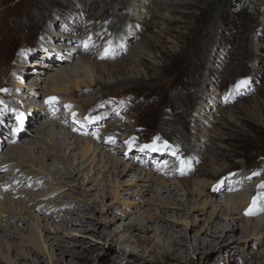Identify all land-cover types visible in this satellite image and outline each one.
Segmentation results:
<instances>
[{
    "label": "rangeland",
    "instance_id": "rangeland-1",
    "mask_svg": "<svg viewBox=\"0 0 264 264\" xmlns=\"http://www.w3.org/2000/svg\"><path fill=\"white\" fill-rule=\"evenodd\" d=\"M139 1L130 0L129 13L134 20L127 22L123 35L121 34L122 37L125 36L124 40H121L122 55L115 57L116 52L111 51L113 55L110 58H102L100 57L102 49L119 37H115V32L108 29L110 23L109 18L103 15L105 6L103 0H0V134L8 138L11 135L10 129L13 127L8 126L6 122L8 119H5L8 115L6 114L8 106L11 108L9 115L16 114L20 120H23L27 112V116L34 118V112L30 109L40 110L34 104H41L39 101L44 99L46 91H51V85L46 82L47 63L44 66L41 64L44 60H50L45 54V49L51 51L53 56H62L61 51L77 50V54H80L75 57L73 62L75 65L72 64L73 66L70 65V67L73 74L79 75L83 71L84 74L79 76L83 80L89 78L97 80L98 77L102 81L108 79L109 82H113L111 76L109 78L108 75L106 76V73L110 71H118L113 75L118 80L133 77L132 82L110 85L109 89H103L96 81L93 85L95 96H104V100L98 103L97 108L108 109L111 116H121L123 109L131 115L130 118L126 116L123 119L127 122L129 129L124 128L125 126L122 128L127 130L124 137H127L128 142L137 149L132 151L130 147L114 146L112 143L106 144V148L109 147L111 150L118 147L115 155L118 159L137 163L138 150L143 145L152 144L154 138L159 137L156 143L163 148L164 142L168 145L171 141L184 145L183 140L178 138L180 135L186 136L188 145L185 152H181L174 145L166 150L172 149L173 156L167 166L175 172L168 176L167 183L188 209L187 212L179 210L181 214L173 211L166 220L177 224V231H171L176 239L184 241L186 235L193 237L196 234L204 239H214L211 242L212 248H206L204 253L199 255L192 253L190 258L179 255L163 264H264L262 235H251L245 238L241 230V227L246 224L245 218L264 219V187H261L264 185V0H145L142 6ZM53 21H55L54 25L46 28L48 23ZM146 22L151 26L147 30L144 29ZM129 33H133L132 37H127ZM94 36H102L104 39L99 42L94 39ZM79 45L81 48L91 50L90 60L98 62L103 60L101 61L104 63L103 74L92 69L91 64L81 65L78 59L80 55L87 52L80 51ZM122 58H126L125 63H114ZM63 60L58 59L57 62ZM34 61H37L39 67ZM54 63L50 62L51 65ZM9 64L11 69L7 68L8 74L4 75L5 68ZM76 64L79 68L74 67L77 66ZM123 64L126 67L119 73L120 70L116 68ZM14 68H21V72L13 79ZM39 69L44 70V74L43 72L39 75L34 74ZM51 71L49 73H53ZM22 73H26L24 77ZM35 75L44 79L38 86L40 95L38 97L35 93L36 101L32 100L31 106L29 103L30 107L27 108L29 111L27 109L24 110L26 112L21 111L19 101L11 99L10 96L16 93L21 94V97L24 96L26 87H18V80L22 81L23 86L29 85L34 82L31 81L32 79L37 78L34 77ZM66 76V81L69 80L67 84L60 81L61 79L55 80L54 83L58 88L72 83L73 76L68 74ZM241 81L246 83L240 84ZM15 90L16 92H12ZM5 93L9 94V97L2 96V94L6 95ZM65 95L67 94L61 91L55 92V96L60 98ZM256 102H260L259 111L253 109ZM69 103L75 105V107L69 106L70 111L74 109L78 112L82 111L80 114L94 113L96 108L84 107L70 99ZM69 112L63 118H67L72 123ZM182 117L185 118L186 124H183ZM74 119L81 122L78 117ZM27 120L30 121L29 118ZM77 121H73L72 125L75 126ZM165 121L169 123L164 124ZM58 124L61 126L60 123ZM186 126L189 128L187 132L184 131ZM2 128L3 131H1ZM119 131L117 129L115 134ZM171 131L175 132L177 138L170 135ZM92 134L90 133L89 136ZM81 137H87V135ZM89 139L92 140V138ZM106 139L102 138L101 141ZM121 139L122 137H119V140L115 142ZM101 141L91 143L93 147H97L98 151L89 153L85 161L81 157L77 158L78 162L82 161L85 164L81 179L64 180L69 189L74 185L77 186L78 193H71V189L66 190L67 194L71 193L75 198L82 197L83 184L88 188L98 187V190L95 189L92 192L93 200L95 196L96 198L98 196L100 204L97 203L98 207L89 208V202L84 201L81 206L83 210L81 208L78 210L77 207L57 209L62 212L64 210L74 212L68 223L73 219L81 218L88 221L81 226L75 223L74 225L64 224L63 226L68 229L74 227L77 229L69 230L64 234L59 233V237L64 241L58 248L51 245L54 242L52 239L42 238L50 234L43 229L45 221H41L42 211L38 210V206L32 208L31 202H28L29 197L33 195L41 194L47 198L51 192L44 193L42 188H33L36 185L22 186L20 185L22 183H19L20 180L7 182L9 179L4 177L5 174L2 175L0 209L12 211L15 217H7V213H3L0 223L8 224L18 217L20 220L30 217L31 221H28V225L38 240L42 241H40L42 249L38 256L30 253L19 257L15 251L21 247V244L27 251L34 249L33 245H24L29 239V236H26L29 234L28 226L24 227L26 228L24 233L18 234L22 237L16 235L11 239L8 237L3 239V242L11 243L14 248H17L14 249L15 251L12 249L8 252L3 251L5 256L9 253L7 256L11 261L16 259L17 262L26 264L27 262L28 264H152L155 258H160L158 255L149 253H146L142 261L135 259L136 253L121 259L114 257L116 248L114 249L112 242L102 240L92 233L90 228L95 225H91L90 222L104 224L105 222L101 220L106 221L111 215L108 213L106 216L103 212L115 210L118 213L133 209L126 208L127 204L134 206L133 211L143 212L146 218L154 216L156 207L151 204V194H137L139 188L136 186V180L138 176L145 174L147 179L149 172L151 175L153 172L155 176L161 175L157 173L160 172L158 166L166 164L170 154L163 150L153 151L152 161L150 165L145 166V169L138 164L140 167L137 166L130 175L116 177L110 171L104 172L108 166L102 160L106 148L102 149L97 145ZM3 143L4 140L0 139V146L6 145ZM77 149L76 155L81 156V146ZM63 154L66 155V153ZM108 154L114 156L115 151H109ZM93 155L96 156V160L93 165L91 164L93 166L91 168L89 163ZM34 156L40 157V154ZM162 156L167 158L162 159ZM146 158H139V160L145 161L148 159ZM160 158L162 160L159 162ZM66 163L71 165L72 161L69 160ZM29 164L16 162L13 169L16 170L15 173L29 171L31 174L33 172L38 175V171ZM103 164L105 168L102 169L100 166ZM124 169V167L120 168V170ZM224 169L222 175L215 176L216 180L212 179L213 170L217 172ZM141 170L145 171V174L137 176L136 171ZM2 171L3 168L0 173ZM208 171L211 174H206ZM239 176H244V180L239 185H233ZM90 178L92 180L87 181ZM53 181L52 187L57 190L60 181L58 179ZM224 181L228 182L226 186H229H225L223 192L216 194L223 188ZM153 186L154 192H159L161 185L155 182ZM26 191L29 192L28 197L21 195ZM257 195L262 196L257 205L255 204L252 215H247L243 219L240 218L242 216L239 210L229 211L234 203L241 207L246 199L250 202V199ZM52 199L57 200V197ZM64 199L66 201V198ZM146 200L147 204L144 205ZM23 206H26L27 210H21ZM215 207L225 209L221 223L226 227L224 232L228 237L223 241L220 240L221 234L219 237H213L205 233V221L209 219ZM216 213L221 215L218 211ZM124 223L126 222H119L113 229L121 230ZM230 228L233 229L230 230ZM152 235L153 233H149V236ZM131 247L140 253L135 245ZM73 256H76L78 260L72 258ZM57 259L59 261H56Z\"/></svg>",
    "mask_w": 264,
    "mask_h": 264
},
{
    "label": "bare ground",
    "instance_id": "bare-ground-1",
    "mask_svg": "<svg viewBox=\"0 0 264 264\" xmlns=\"http://www.w3.org/2000/svg\"><path fill=\"white\" fill-rule=\"evenodd\" d=\"M103 1L105 5L103 15L109 18V23H110L108 24L109 26L108 29L115 32V37H118V36L119 37L118 39H114V41H112V43L109 46H105L104 49H102L103 51H101L100 57L110 58L113 55V54L111 55V51L116 52V55H115L116 57L117 55H122L123 48H122L121 40H124V37H125V36L122 37L123 35L122 32L124 30V27L129 20H134V18L129 13L131 3H130V0H103ZM143 1L145 0L139 1L141 6H142ZM160 7L162 8V6ZM54 23L55 21L51 23L49 22L46 28L49 27V25L51 26L54 25ZM149 26L150 24L146 22V24L144 25V29L146 30L149 29ZM132 35L133 33H129L127 37H132ZM101 37L94 36V39L96 41L101 42L104 39L103 37L102 38ZM44 46H47V45L44 44ZM78 49L82 52H85V53L87 52L86 54L81 53L82 55H80L78 59L81 65L86 64V63L89 65L91 64L92 66L91 68L94 69L97 73H102V74L104 73L103 72L104 69H102V66H104V63L101 62L103 60L99 62L90 60L89 57L92 52L89 48H85V47L81 48V46L79 45ZM61 52H62V56H53L51 51H48L47 49H45V54L47 58H49L50 60H47V61L44 60L45 63L42 62L41 64L44 66L47 63L48 67L46 66V69H48V71H46L47 74L45 73L47 75L46 82L48 85H51V91L50 92L46 91L44 99L42 101L40 99L39 101L41 102V104H37V105L34 104L40 110L34 111L33 108L30 109V111L34 112V116H35L34 118L32 116H27V112L24 110H26L31 105H33V103H31L32 100L36 101V97L34 96L35 93H36V96L39 97L40 93L38 92V89L40 87L38 86L43 82L44 79L40 78L41 76L35 75L34 77H37V78H35V80L33 79L31 80L34 82H32L29 85L24 84V86L22 85L23 84L22 81L17 79L18 87H23V88L26 87V90L23 92L24 96L21 97V94L18 95V93H16L15 95L12 94V96L10 97L11 99H17V101H19V106H20L21 111L23 110L24 112H26V114L24 115V119H23L24 121L20 120L16 114L13 116L9 115L11 113V108H9L8 106L7 112H6V114L8 115L6 116L7 118L5 119H8L6 121L8 123V126L12 125L13 128L10 129L11 135L9 136V138L7 136L3 137L2 133L0 134V139L4 140V143L6 144L5 146L3 145L5 148L3 146H0V170L3 168L2 173H0L1 174L0 178L2 179L3 177L2 175L5 174L4 177L6 179H9L7 180V182H13L14 180H18V181L20 180L19 183H22L20 184L22 186L36 185V186H33V188L35 187H36L35 189L42 188V190L45 191L44 193L51 192L50 196H48L47 198H45L41 194H39L38 196L33 195L32 197H29L28 202L29 201L31 202L32 208H35L36 206H38V210L42 211L43 215H42L41 221H45V226H43V229L44 231L50 233V234H46L42 238L44 239L48 238V240L52 239L54 242L51 243V245L56 246L57 248L61 246L62 242L64 241L59 237V233L64 234L65 232H69V230L77 229L76 227L68 229L65 226H63L64 224L67 225V223L70 221L69 218L71 214L74 212H72L71 210H64L62 212V211H58L57 209L65 208V207L66 208L77 207L79 210V208H81L82 206V202L84 201L89 202V206H88L89 208H93V207L95 208V206L98 207L100 204L98 201V196L97 198L95 196V199L93 200V192H92V190H95V189L98 190V187L88 188L85 184H83L84 193L82 197L75 198V196H72L71 193H75V192L78 193L76 190L77 186L76 185L72 186L70 190L69 186H67L64 183V180L68 178L74 179V181H77V179H81V176L83 175L82 172L85 169V164H83L82 161L78 162L77 158L81 157L85 161L89 153H93V152L95 153V151H98L96 149L97 147H93L91 143L93 141L94 142L101 141L102 138H105V139L107 138L106 141L102 140L101 141L102 143L101 142L97 143V145L100 146L102 149L103 148L105 149L107 146L106 144H110V143L114 144V146L119 145L123 147L127 146V148L130 147L132 151L137 149L132 146L131 142H128L127 137H124V133H126L127 130L122 128L125 126L124 128L129 129L127 122L123 120L124 118H126V116H129V118L131 117V115H129V112L123 109L121 112V116L119 115L111 116L109 114L110 111L108 109L106 110L103 108H97L98 103L104 100V96L97 97L95 96L96 92L93 91L94 90L93 85L95 81L99 82L103 89H109L114 84L132 82L134 78L129 76V77L121 78V80H118L113 77V75L117 74L116 72L118 71L116 72L110 71L109 73H106V76L108 75V78L111 76L110 78L113 79L111 80L113 82H109L110 80L108 81V79L107 81L105 80L102 81L98 77H97V80L92 79V78L83 80L79 77L80 75L84 74L83 71H81L79 75L77 73L73 74L71 72V67H70V65L74 64L73 62L75 60V57L79 56L80 53L77 54V50H65L64 52L63 51ZM58 59H64V60L62 62L60 61L57 62ZM125 60L126 58H122L114 63L121 62L122 64L126 62ZM49 61L55 62V63L51 65ZM34 62H36V66L39 67V65L37 64V61H34ZM134 62L135 61H133V63ZM128 65L130 66V63H128ZM74 67L79 68L78 65ZM124 67H126L125 64L120 65V67L116 69L120 70L119 73H121L124 70L123 69ZM7 68L8 70L11 69L10 64L6 66L5 68L6 72L4 73V75L8 74ZM18 69L14 68V72L12 75L13 79L21 72V68H18ZM35 69L37 70L38 68H35ZM50 71L53 73H49ZM42 72L44 74V70L39 69L34 74L39 75ZM26 73H22V76L24 77ZM66 74H68L69 76H73V79L71 81L72 83L69 85H66L63 88H58L54 83L55 80L61 79L60 81L65 82V84H67L69 80L66 81L67 79ZM124 74L125 73H123V75ZM44 76L45 75H43V77ZM34 77H31V78H34ZM57 91L64 92L67 95H65L63 98L57 97L55 96V92ZM12 92H16V90ZM5 94L6 95L2 94V96L9 97L8 96L9 94L8 95L7 93ZM53 97L55 98L54 101L50 99ZM69 99L70 101H76L80 103L82 106L87 107V108L92 107V106L96 107L94 113L89 114V112L88 113L84 112L80 114L82 111L78 112L75 109L73 111H70L69 106L75 107V105L72 103L68 104ZM29 103H30V106H29ZM255 104L256 105L253 106V109L257 110L259 108L260 102L259 103L256 102ZM192 106H193V101H192ZM187 108L189 109V107ZM27 111L29 110L27 109ZM67 112H69L71 115L70 119L72 120V123L73 121L74 122L77 121L76 119H74L75 117H78V120L79 121L81 120V122L77 121L75 126L74 124L72 125V123L69 122L67 118H63L67 116L66 114ZM28 118L30 119V121L27 120ZM58 123H60L61 126ZM168 123H169L168 121L164 122V124H168ZM27 124L31 126L30 127L24 126ZM183 124H186L185 118L183 119ZM117 129L120 131L117 134H115V131ZM188 129H189L188 126H186V129H184V131L187 132ZM1 131H3V128L1 129ZM90 133H93V134L89 136ZM79 135L81 136L87 135V137H81ZM170 135H173L175 138H177L175 132L173 131L170 132ZM119 137H122V139L119 141L121 143L115 142V140L117 139L119 140ZM89 138H92V140ZM178 139L183 140L182 143L184 145H180L177 142H173L169 140L171 141V144L169 145L170 148L172 145H174L181 152H185L187 150V145H188L186 136L180 135V138ZM113 140L114 142H111ZM80 146L82 148V152H81L82 155L77 156L76 150H78L77 148ZM107 148L106 150H104V152L102 149H99V150L100 151L102 150L103 152L102 160L105 162V164H107L108 167L105 168L104 164L100 167H102V169L105 168L104 172L110 171V173L115 174L116 177H119V176L125 177V176L130 175L131 171L134 172L137 166L138 167L141 166L143 169H145V166L150 165L152 161L151 153L153 151L149 149H144L143 151H141V148H140L138 150V153H137L138 160L136 163L134 161L129 162V161H122L121 159H118L115 156L117 153L116 151H118L119 149L118 147L111 149V150H109V147ZM109 151H112V152L115 151L114 156L109 155L108 154ZM166 151H167L166 149L163 150V152H166ZM167 152L170 154L169 159H167L168 162H165L166 164H164L163 166L161 165L158 166L160 172H157V173L161 175L155 176L154 175L155 172H153L152 175H151V172H149L147 179H145L146 177L145 171L144 172L142 170L136 171L137 176L138 174L139 175L145 174L144 176L140 175L141 177L139 176L137 177L138 180H136L137 182L136 186L139 188L137 194L139 193L140 194L145 193V195L151 194L150 195L151 204L155 205L156 207L154 216L146 218L143 212L133 211L135 210L134 206L127 204L126 208L129 209L132 207L133 209L131 210L129 209L128 211L118 212V213L115 210H112L111 212L110 211L103 212L104 215L106 214V216H108V213H110L111 215L109 216L108 220L106 221L101 220L105 222L104 224H101L99 222H92V221L90 222L91 225H95V227L90 228L92 233H95L102 240H108L112 242L111 244H113L114 249L116 248V255L114 254V257L121 259L122 257L130 256L131 254L133 255V253H136L135 259L142 261L144 260V256L147 255L146 253H149V254L156 255V256L158 255L160 257V258H155L156 260L152 262V264H163L167 261H171L172 259H174L175 257L179 255L190 258L192 253L194 255H199L201 253L206 252V248L208 247L212 248L211 242L214 241V239H204L201 237V235L196 234L193 237L186 235L185 240L183 241L181 239H176V236H174L173 232H171L172 230L174 232L177 231L176 229L177 224L176 223L173 224L172 222L170 223L167 222L166 218L168 217V215H170V213H172L173 211H176L177 214H181L180 211L187 212L188 207L185 203H181V199L176 196L177 194L175 192H172V188L170 187V184L167 183L168 176L170 174L175 173L174 171H172V169L168 168L167 166L169 165V161L172 159V156H173L172 149L171 151H167ZM63 153H66V155H64ZM36 154H40V157L34 156ZM95 157L96 156L93 155V158L91 159L89 165L91 164L93 165V163L96 160ZM144 157L148 158V159L146 158L147 159L145 160L146 162L139 160V158L144 159ZM156 158H158V156ZM163 158L166 159L167 156L166 157L162 156V159ZM162 159L160 158L158 159V161L160 162ZM69 160L72 161L71 165H68L66 163V161H69ZM16 162L26 163V164L30 163L29 165L34 167L40 175L39 174L37 175L33 173L32 171H31L32 174L29 171L15 173L16 170L13 168H14V163ZM92 165L90 166L91 168H93ZM121 167H124L125 169L120 170ZM201 171L202 170H200V172ZM213 171H212V174L214 175L211 177L212 179L216 180L214 177L222 175L225 169L222 171L217 170V172L215 171L213 172ZM209 173L210 172L208 171L206 174H209ZM102 177H105V176H102ZM244 178H245L244 176L237 177L234 183L232 182L233 185L234 184L239 185L244 180ZM57 179L60 181V186L59 188H57V190H55L54 187H52L53 186L52 183L54 182L53 180H57ZM89 180L91 181L92 178L87 179V181ZM67 182H70V181H67ZM155 182L158 183V185H161L159 192H154L153 183ZM227 183L228 182L224 181L223 188H221L216 194H220L221 191L223 192L225 188L229 186V185L226 186ZM1 185H3V183H0V190H1ZM94 186H97V185H94ZM66 190H70L71 193L67 194ZM40 191L41 190H39V192ZM28 194L29 192L26 191V192H23V194L21 195H23L24 197H28ZM7 195H9V193H7ZM55 196L57 197V200H55L56 198L54 200L52 199ZM70 197L71 199H69ZM260 197H258V195L254 196V198L250 199V202H249V199H246L242 203L241 207L237 203H234L231 206L232 209H230L229 211L237 212V210H239V213L242 216V217L240 216L239 217L244 219L245 216L252 215L254 213L255 204L259 202V199H261ZM30 198H38V199L35 200V199H30ZM64 198H66V201ZM254 200L256 201L255 204H253ZM145 204H147V200H146V203H144V205ZM226 204L229 205L228 202H226ZM8 209H12V208H8ZM21 210L23 211L27 210L26 206L21 207ZM215 211L220 212L221 215H219ZM250 211H251V214H249ZM54 212H57V213H54ZM213 212L210 213L209 219L205 221L206 222V232L205 233L207 235H212L213 237H219L221 234L220 240L223 241L228 237V235L224 232L226 227L223 226L221 223V219H223L222 214L225 213V209H221V207L220 208L215 207ZM3 213H7V217H11V218L15 217V214L12 213V211L0 209V218H1V214ZM46 213L48 214L46 215ZM231 214L232 213H230V215ZM18 218H15L10 223L8 222V224L2 223V222L0 223V232H1V235H0V264H26V263H20L19 261L17 262L16 259L14 261L13 260L11 261L10 258L7 256L9 255V253L6 256L3 254L4 250H7L8 252L11 249L12 250L17 249L13 247V244L11 243L7 244L6 242H3V239L7 237L8 239H11L15 237L16 235H18L20 232L24 233L26 229L24 227L26 226H28V230H29V234H26V236H29L28 237L29 239L26 241V243H24V245L25 244L33 245L34 249L27 251L26 249H24L23 244H21V247L19 249H17L16 251L14 250L16 254L19 255V257H22V256L24 257L25 255H29L30 253L32 254L34 253V256H38L40 254V250L42 249V245L40 243L41 240L40 241L38 240L37 236L33 233V231L31 230V227L28 225V221L30 222L31 218L25 217V220H20V218L19 219ZM151 219H154V220H151ZM244 220L246 221L245 222L246 224L241 227V230L245 234V238L247 237L249 238V236L251 237V235H257V234H261L262 238H264V219L259 217V218H252V219L245 218ZM87 222H88L87 220L81 218V219H73L68 224L74 225L75 223V225L81 226L84 223L87 224ZM119 222L121 223L126 222V223L123 224V227L121 228V230L116 231L113 228L116 227ZM231 229L233 228H230V230ZM122 232L125 234H121ZM149 233H153V235L149 236ZM19 237H22V235H20ZM21 239L22 238H20V240ZM131 245H135L140 251V253L136 252L135 249L131 247ZM72 258H75L78 260L76 256H73ZM56 261H59V260L57 259Z\"/></svg>",
    "mask_w": 264,
    "mask_h": 264
},
{
    "label": "snow or ice",
    "instance_id": "snow-or-ice-1",
    "mask_svg": "<svg viewBox=\"0 0 264 264\" xmlns=\"http://www.w3.org/2000/svg\"><path fill=\"white\" fill-rule=\"evenodd\" d=\"M86 47H87V45H86ZM106 52H107V50H106ZM244 83H246V81H241L240 82V84H244ZM50 99L53 100V101L55 100L54 97L53 98H50ZM158 140H159V137H156V138H154L152 144L143 145L142 148H141V151H143L144 149H149L151 151H161V150L167 149L169 147V145L167 144V142H164L163 148H161L156 143V141H158ZM181 163L183 164V161H181ZM261 187H264V185H261ZM255 203H256V201L254 200L253 201V204H255ZM249 214H251V211L249 212Z\"/></svg>",
    "mask_w": 264,
    "mask_h": 264
},
{
    "label": "trees",
    "instance_id": "trees-1",
    "mask_svg": "<svg viewBox=\"0 0 264 264\" xmlns=\"http://www.w3.org/2000/svg\"><path fill=\"white\" fill-rule=\"evenodd\" d=\"M249 4V3H248ZM248 4H246V5H248ZM252 4V3H251Z\"/></svg>",
    "mask_w": 264,
    "mask_h": 264
}]
</instances>
